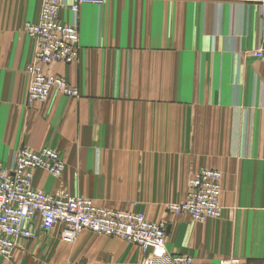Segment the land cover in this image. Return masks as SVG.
Listing matches in <instances>:
<instances>
[{"label":"crops","instance_id":"crops-1","mask_svg":"<svg viewBox=\"0 0 264 264\" xmlns=\"http://www.w3.org/2000/svg\"><path fill=\"white\" fill-rule=\"evenodd\" d=\"M263 1L103 0L77 15L62 9L61 21L79 26L80 54L47 71L81 96L53 91L30 108L32 41L0 36V162L9 166L22 147L57 150L66 163L59 182L35 171L34 188L48 194L77 188L73 173L95 169L108 183L123 171L132 188L172 190L213 167L223 175L222 218L194 223L181 215L168 226V250L264 264V60L253 56ZM60 228L20 241L13 260L0 264H140L144 256L90 232L64 245Z\"/></svg>","mask_w":264,"mask_h":264},{"label":"built area","instance_id":"built-area-1","mask_svg":"<svg viewBox=\"0 0 264 264\" xmlns=\"http://www.w3.org/2000/svg\"><path fill=\"white\" fill-rule=\"evenodd\" d=\"M102 6L103 0H42L38 21L26 24V33L35 43V60L28 71L31 77L27 104L45 102L51 91L78 97V89L62 77L44 73L53 63L71 65L79 57L80 35L76 25L64 24L62 9L77 15L82 5ZM261 35L253 53L264 60V1L260 4ZM43 169L60 178L65 164L57 152L44 149L15 152L9 166L0 162V258L12 260L20 241H29L39 231L49 232L60 226V236L68 243L89 231L116 237L138 245L146 254L142 264H206L190 257L172 254L167 248L164 225L150 223L143 215L110 211L92 201L68 194L49 195L34 188L35 171ZM222 174L213 169L200 171L189 184L184 201L170 205L169 211L188 215L195 223H206L222 217ZM212 264V263H207ZM219 264H240L237 260Z\"/></svg>","mask_w":264,"mask_h":264},{"label":"rangeland","instance_id":"rangeland-1","mask_svg":"<svg viewBox=\"0 0 264 264\" xmlns=\"http://www.w3.org/2000/svg\"><path fill=\"white\" fill-rule=\"evenodd\" d=\"M20 1L21 0H12V2H11V0H0V36H2L3 38H5V37L14 38V37L18 36L19 38L25 39L28 36L26 33V30H25L26 24L27 23H34V22L38 21V19H39V17H38V19L36 21L32 20L34 14L36 13V10L34 11V8H33L34 2H35V6L37 7L38 6L37 2H39L38 0H22L21 3L19 4V11H17L15 4L19 3ZM6 3H7V5H6ZM41 4H42V0H41L40 5ZM40 9H41V6H40ZM39 16H40V11H39ZM6 23H8V25L17 26V28H14L13 30H8ZM67 25H69V24H67ZM76 26L79 28L78 25H76ZM79 35H80V31H79ZM32 47H33V49L31 51V61L26 67V73L29 77V85H30L31 77H30L28 69L33 64V62L35 60V50H36V46H35V43L33 41H32ZM79 48H80V43H79ZM79 54H80V51H79ZM77 61H78V59H77ZM55 64L56 63H53L52 65L45 66L44 73L47 75L57 76V77L61 78V76L55 75V74L47 71V69L49 67H51ZM64 80L67 83H69L66 79H64ZM70 85L72 87L78 89L79 96L78 97H69V98H73V99L80 98V96H81L80 89L77 86H74L72 84H70ZM28 89H29V86H28ZM53 91L59 92L58 90H53ZM53 91H51V93ZM51 93H50V95H51ZM59 93H61V92H59ZM50 95H49V97H50ZM27 96H28V90H27V95H26V106L28 108H30L33 105H35L36 103H34L31 106L30 105L28 106ZM65 97H68V96H65ZM39 103H43V102H39ZM22 149H28V148L22 147L16 151H14L13 154L15 152L22 150ZM44 149L53 150V151L57 152L58 155L60 156V154L57 150H54L51 148H44ZM44 149H42V150H44ZM28 150H30V149H28ZM42 150H40V151H42ZM30 151H32V150H30ZM40 151H32V152L37 153ZM188 151L191 152L190 146L187 148V152ZM13 154H12V156H13ZM60 158L63 160V162L65 164V169H66V163H65L64 159L61 156H60ZM193 160H194L193 158H190V162ZM6 166H8V165H6ZM204 169H213V170L219 171L218 169H215L213 167L212 168L211 167L199 168V169L195 170L194 172L190 173L188 178H186L184 181H181L180 183L178 182L176 189L174 188L172 190H154V189L132 188V186H135L136 183H134V181L132 179H129V178H131V175L124 173L123 171H122V173H117L116 176H113V175L108 176L109 179H113V178L115 179L112 181H118L120 183H113L112 181H110L108 183L107 181H105L107 179V175H105L102 178L98 169H95L94 173H92V174H85V173H80V172L73 173V182L75 183V185H77V188L65 189V190H61L59 192L49 194V195L54 196V195L68 194L69 196H72V197H81V198L90 200L95 205L102 207L104 209L110 210V211L127 212V213H132L135 215H143L145 217V219L147 221H149L150 223H154L157 225H164L166 232H167L169 224H172V222H174L175 219H178L181 216V215L171 213L169 211L170 205L175 204V203H180V202L185 200L187 192H188L190 181L200 171H202ZM120 170H123V169L120 168ZM61 177L60 178H54V179L56 182H59ZM222 178H223V175H222ZM172 184H175V183H172ZM114 185H116V186H114ZM36 190H38V189H36ZM38 191H41V190H38ZM46 194H48V193H46ZM222 214H223V210H222ZM210 221H212V220H210ZM57 227L59 228L60 226H57ZM54 228H56V227H54ZM60 232H61V228H60ZM83 232H89V231H83ZM90 233H93V232H90ZM80 234H79V236H80ZM93 234L101 236V237H106V238H115V239L121 240L123 242H126L125 240L119 239L116 237H108V236H104V235H100V234H96V233H93ZM60 238H61V236H60ZM34 239H32V240H34ZM29 241H31V240H29ZM166 241H167V237H166ZM62 242L63 243L65 242L64 245H73V244H75L76 241L68 243V242L62 240ZM126 243L132 244L129 242H126ZM136 246H138V245H136ZM139 248L143 251V249L141 247H139ZM170 253L190 257L198 263H206V264L209 263V262L198 261L195 258H193L192 256H189L187 254L175 253V252L174 253L170 252ZM143 254H144V256H143L140 264H142V261L146 257V254L144 253V251H143ZM2 259H4V258H2ZM5 260H7V259H5ZM231 260H237V261H239L240 264H243V263H241V261L239 259H235V258L228 259L225 261H231ZM225 261H222V262H225ZM210 263L219 264L221 262H218V263L210 262Z\"/></svg>","mask_w":264,"mask_h":264}]
</instances>
